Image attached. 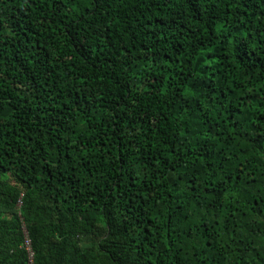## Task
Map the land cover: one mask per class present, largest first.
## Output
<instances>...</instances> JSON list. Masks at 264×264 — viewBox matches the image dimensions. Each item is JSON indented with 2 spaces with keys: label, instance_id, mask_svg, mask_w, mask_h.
<instances>
[{
  "label": "trees",
  "instance_id": "1",
  "mask_svg": "<svg viewBox=\"0 0 264 264\" xmlns=\"http://www.w3.org/2000/svg\"><path fill=\"white\" fill-rule=\"evenodd\" d=\"M0 264H264V0H0Z\"/></svg>",
  "mask_w": 264,
  "mask_h": 264
}]
</instances>
